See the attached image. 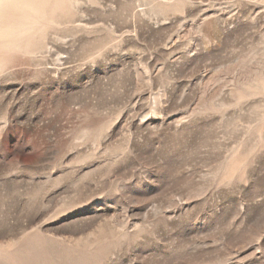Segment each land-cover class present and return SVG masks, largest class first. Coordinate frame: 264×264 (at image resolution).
Returning a JSON list of instances; mask_svg holds the SVG:
<instances>
[{
    "label": "rangeland",
    "instance_id": "1",
    "mask_svg": "<svg viewBox=\"0 0 264 264\" xmlns=\"http://www.w3.org/2000/svg\"><path fill=\"white\" fill-rule=\"evenodd\" d=\"M17 5L0 264H264V0Z\"/></svg>",
    "mask_w": 264,
    "mask_h": 264
},
{
    "label": "bare ground",
    "instance_id": "2",
    "mask_svg": "<svg viewBox=\"0 0 264 264\" xmlns=\"http://www.w3.org/2000/svg\"><path fill=\"white\" fill-rule=\"evenodd\" d=\"M18 1L19 0H0V23L6 24L2 20H3V16L6 13L7 9H11L12 10V8H11V2L14 3V8L20 9V8H18V5H17V2ZM16 9H14V10H16Z\"/></svg>",
    "mask_w": 264,
    "mask_h": 264
}]
</instances>
